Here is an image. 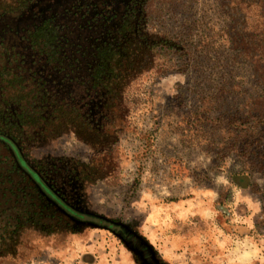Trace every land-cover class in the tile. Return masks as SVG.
Instances as JSON below:
<instances>
[{
    "label": "trees",
    "instance_id": "1",
    "mask_svg": "<svg viewBox=\"0 0 264 264\" xmlns=\"http://www.w3.org/2000/svg\"><path fill=\"white\" fill-rule=\"evenodd\" d=\"M148 2L0 0V264L25 257L36 238L104 226L86 202L87 184L101 170L95 161L36 160L30 145L72 132L105 161L128 127V98L139 81L191 68L197 52L226 62L220 91L241 88L243 98L228 121L240 122L239 152L246 164L264 162V0H227V42L216 46V33H205L199 41L210 47L199 49L148 30ZM238 69L245 79H235ZM234 181L247 187L243 177ZM122 237L146 264L162 263L141 236Z\"/></svg>",
    "mask_w": 264,
    "mask_h": 264
},
{
    "label": "rangeland",
    "instance_id": "2",
    "mask_svg": "<svg viewBox=\"0 0 264 264\" xmlns=\"http://www.w3.org/2000/svg\"><path fill=\"white\" fill-rule=\"evenodd\" d=\"M226 1L149 0L148 30L174 37L185 49L210 47L199 39L216 33L218 46L230 28ZM196 55L191 68L139 81L128 98V127L105 161L72 132L30 145L36 160L74 158L87 167L95 161L101 170L87 184L86 202L105 218L104 226L36 238L35 248L10 264H146L122 237L128 231L153 246L159 264H227L216 256L244 234L264 245V171L257 169L264 162L254 161V169L244 162L240 122L228 123L242 107L241 88L221 92L229 78L226 62ZM237 71L235 79H245ZM239 177L244 191L235 184ZM242 194L252 206L239 214Z\"/></svg>",
    "mask_w": 264,
    "mask_h": 264
},
{
    "label": "crops",
    "instance_id": "3",
    "mask_svg": "<svg viewBox=\"0 0 264 264\" xmlns=\"http://www.w3.org/2000/svg\"><path fill=\"white\" fill-rule=\"evenodd\" d=\"M241 191H244V188H241ZM250 198L249 195L242 194V200H239L235 205V209H237L239 214L243 208L244 210L245 208L251 209ZM257 241L258 239L256 240L254 236L244 234L242 237H238L236 241H233L232 248L216 257L227 264H264V245Z\"/></svg>",
    "mask_w": 264,
    "mask_h": 264
}]
</instances>
